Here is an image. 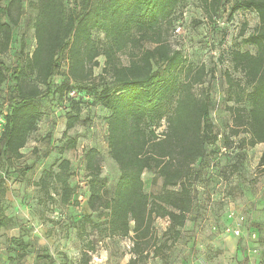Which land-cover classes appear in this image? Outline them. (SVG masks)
<instances>
[{
  "label": "trees",
  "instance_id": "obj_1",
  "mask_svg": "<svg viewBox=\"0 0 264 264\" xmlns=\"http://www.w3.org/2000/svg\"><path fill=\"white\" fill-rule=\"evenodd\" d=\"M182 1L81 0L69 9L66 0H38L33 4L37 9L34 50L18 56L12 69L0 63V92L7 78L14 82L16 91L3 112L5 125L0 133V154L8 162L23 157L29 136L41 120L43 98L56 93L72 95L66 133L81 118L76 91L90 86L110 111L108 146L120 177L110 196L99 152L89 149L88 206L107 219L105 230L110 236L128 237L133 233V249L139 255L155 235L157 218L167 219L169 228L180 235L179 229L185 226L194 207L193 181L198 175L195 164L206 155L207 145L218 138L210 116V92L196 91L207 75L206 67H195L168 39ZM222 1L201 0L207 16L213 19ZM229 1L233 13L253 10L260 21L257 29L242 40L256 47L257 52L234 50L231 54L233 68L242 78L226 73L228 101L234 102L229 107L232 131L236 135L249 134L243 142L254 147L264 144V0ZM23 14L24 0H9L7 5L0 2V54L10 50L14 28ZM95 31L104 34L103 41L94 38ZM122 55L128 57L127 64ZM101 56L105 57L99 76L103 83L97 88L94 69L100 66ZM63 61L68 71L62 83L54 87L53 78L60 74ZM162 120H166L167 129L159 134L152 126ZM70 143L69 148L76 146L74 140ZM70 171L67 159L57 171L45 170L39 181L41 189L46 193L55 189L62 204L70 203L74 194ZM145 171H153L162 179L159 193L144 190ZM259 171L264 173V151ZM11 221L0 202V229ZM93 223L91 214L82 220L83 228ZM88 253L85 247L83 258Z\"/></svg>",
  "mask_w": 264,
  "mask_h": 264
},
{
  "label": "rangeland",
  "instance_id": "obj_2",
  "mask_svg": "<svg viewBox=\"0 0 264 264\" xmlns=\"http://www.w3.org/2000/svg\"><path fill=\"white\" fill-rule=\"evenodd\" d=\"M38 0H24V14L14 28L10 50L0 54V63L14 68L16 58L35 48L34 22ZM7 5L9 0H0ZM81 0H66L69 9ZM258 14L242 9L232 12V2L223 0L213 19L204 11L201 0H183L168 31L173 48L181 49L195 66H205L207 75L197 92L208 89L212 98L210 112L218 138L207 145L206 155L195 164L198 171L193 181L194 207L180 235L169 228L165 218L155 221V235L139 255L134 249L133 233L128 237L110 236L106 218L92 212L86 171V153L99 152L102 174L108 179L109 194H114L120 169L111 157L108 146L107 117L110 111L101 104L97 94L88 89L76 91L81 107L80 121L66 133L68 114L74 99L70 94L51 95L42 99V117L36 131L30 134L23 157L8 162L0 154V197L11 223L0 229V264H264V173L259 171L264 144L249 146L243 139L249 134L233 133V115L229 110L226 73L236 78L242 74L233 68L234 50L257 52L243 38L259 26ZM181 25V33L175 27ZM94 38L104 40L101 31ZM146 46L152 47L147 43ZM125 64L128 57L122 55ZM95 85L103 83L99 76ZM63 61L60 74L53 78L59 86L67 72ZM10 78L0 92V116L16 95ZM78 89V88H76ZM152 128L161 134L166 120ZM71 140L76 142L69 148ZM1 148V144H0ZM70 160V183L74 188L68 204H62L55 189L46 193L39 181L45 170H58L63 160ZM144 190L159 193L162 179L153 171L143 174ZM91 214L94 221L83 228L82 220ZM242 233L235 235L236 228ZM22 242V243H21ZM89 253L83 258V249ZM135 263H132V262Z\"/></svg>",
  "mask_w": 264,
  "mask_h": 264
},
{
  "label": "built area",
  "instance_id": "obj_3",
  "mask_svg": "<svg viewBox=\"0 0 264 264\" xmlns=\"http://www.w3.org/2000/svg\"><path fill=\"white\" fill-rule=\"evenodd\" d=\"M181 31H182V27L179 26L176 32L180 33ZM4 125H5V119L2 116H0V133L3 131ZM241 233H242V230L240 229V227L236 228L235 235L239 236Z\"/></svg>",
  "mask_w": 264,
  "mask_h": 264
}]
</instances>
